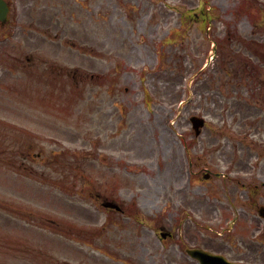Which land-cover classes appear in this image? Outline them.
<instances>
[{"label":"rangeland","instance_id":"obj_1","mask_svg":"<svg viewBox=\"0 0 264 264\" xmlns=\"http://www.w3.org/2000/svg\"><path fill=\"white\" fill-rule=\"evenodd\" d=\"M62 1L61 15L50 9L45 19L51 34L61 30V57L50 56L61 60L67 74L61 92L50 86L47 95L36 84L18 81V67L9 90L11 74L2 64L0 118L12 127L0 128V264L8 257L3 220L21 228L29 224L34 232V225H47L57 236L58 226L45 217L79 219L78 233H61L66 252L46 248L48 264H168L159 254L168 244L137 220L141 214L148 223L158 213L157 222L169 226L179 208L196 221L189 222L193 234L178 224L184 240L203 235L219 247V217L212 208H228L229 201L208 193H221L228 180L200 182V174H193L188 182L189 160L194 171L206 161L234 174L243 154L235 148H264V105L253 103L264 93V61L255 55L264 56V0ZM207 10L206 24L200 17ZM108 24L117 32L106 35ZM232 68H243V76ZM76 71L86 75L80 84ZM252 71L257 74L247 77ZM57 96L60 112L57 105L29 100L56 102ZM194 114L209 120L198 137L190 122ZM19 144L43 153L13 165L20 159L10 150ZM108 199L122 203L124 212L106 210L102 202ZM231 202L234 209L246 206ZM247 214L241 218L252 219Z\"/></svg>","mask_w":264,"mask_h":264},{"label":"flooded vegetation","instance_id":"obj_2","mask_svg":"<svg viewBox=\"0 0 264 264\" xmlns=\"http://www.w3.org/2000/svg\"><path fill=\"white\" fill-rule=\"evenodd\" d=\"M17 3L21 4V5H25L26 4V7H30V6H38V7H46L48 6L50 0H18L16 1ZM11 6V5H10ZM32 38V37H31ZM35 49L38 50V47H39V44L36 43L34 45ZM29 59V58H28ZM31 59V58H30ZM38 66H41V67H38ZM36 67L37 68H41V74L42 76H44V68H46V65H43L39 59H37L36 61Z\"/></svg>","mask_w":264,"mask_h":264},{"label":"water","instance_id":"obj_3","mask_svg":"<svg viewBox=\"0 0 264 264\" xmlns=\"http://www.w3.org/2000/svg\"><path fill=\"white\" fill-rule=\"evenodd\" d=\"M201 123H199V125H200Z\"/></svg>","mask_w":264,"mask_h":264}]
</instances>
